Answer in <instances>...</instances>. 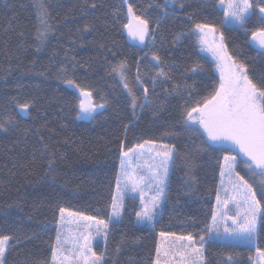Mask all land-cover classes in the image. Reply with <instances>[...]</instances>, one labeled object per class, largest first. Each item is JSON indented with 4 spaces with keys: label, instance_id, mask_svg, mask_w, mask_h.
Instances as JSON below:
<instances>
[{
    "label": "trees",
    "instance_id": "1",
    "mask_svg": "<svg viewBox=\"0 0 264 264\" xmlns=\"http://www.w3.org/2000/svg\"><path fill=\"white\" fill-rule=\"evenodd\" d=\"M92 2L95 8L87 6ZM129 3L150 19L151 27L159 21L155 39L147 38L143 47L130 44L124 35L127 19L121 0H0V121H13L7 131L0 130V236L12 237L10 244L16 245L6 253L7 264L50 261L59 207L108 219L125 126L126 146L151 140L174 145L178 155L155 228L135 225L139 203L126 199L121 222L110 224L107 245L96 249L105 255V264H151L160 231L198 238L211 223L219 154L199 150V138L184 130L181 114L201 101L219 77L199 51L187 17L214 25L223 34L228 55L244 64L258 83L264 80V51L251 45L250 34L259 21L253 15L243 28L225 25L219 0H184L183 9L168 5L166 16L156 7L164 0ZM41 4L56 28L37 52L33 37ZM113 11L119 12L118 23ZM153 52L161 58L159 65L151 60ZM121 62L126 63L128 88L113 71ZM196 64L204 71L191 72ZM61 67L67 71L60 73ZM160 68L169 79H157L153 87ZM68 78L90 91L94 102L105 103L92 120H77L78 97L65 85ZM144 87L151 103L144 104ZM129 90L137 97L135 115ZM23 103L30 104L26 115L19 112ZM50 160L55 161L54 173L48 170ZM238 170L259 192L260 178L246 174L243 165ZM206 241L204 264H249L254 255L245 246ZM256 247L264 250V228Z\"/></svg>",
    "mask_w": 264,
    "mask_h": 264
},
{
    "label": "snow or ice",
    "instance_id": "2",
    "mask_svg": "<svg viewBox=\"0 0 264 264\" xmlns=\"http://www.w3.org/2000/svg\"><path fill=\"white\" fill-rule=\"evenodd\" d=\"M87 4V0H86ZM121 4L127 6L128 22L122 27L127 30L128 36L140 44H145L146 38L155 39V30L159 27V21L155 28L151 27L150 19L145 15H139L134 11L129 0H121ZM224 7L225 23L237 25L243 28L247 22L256 15L260 27L250 34L251 41L260 49H264V0H219ZM168 5L184 8V0H164L163 4H157L164 15L168 14ZM95 8L92 2L87 5ZM149 8L153 7L149 3ZM115 22H119V12L111 13ZM187 19L192 21V32L196 35L201 45L207 43V36L215 37L218 29L205 22H195L192 16ZM56 26L51 22L50 13L41 4L38 15V25L33 39L35 48L39 52L41 45L45 44L50 35L54 34ZM85 25L84 31H89ZM23 36V33H20ZM217 50L214 51L216 70L219 71V81L213 82L211 91L197 101L195 106L184 108L182 112V125L186 132L199 138V150L218 153L215 156L219 165L222 190L231 193L221 200L220 191L217 189V208L211 215V224L202 230L203 234L198 239L192 233L177 235L174 232L160 231V242L155 247V259L151 264H200L203 259L204 244L209 239L219 238L225 243L241 244L250 250L256 248V264H264V250L256 247L259 229L264 228V80L255 82L248 73L247 67L228 55L223 44V34L220 33ZM203 50V49H202ZM147 55V53H145ZM74 59V57L72 58ZM151 60L157 65L161 58L155 52ZM138 71H139V61ZM126 63L121 62L113 68L121 77L124 87L128 88L124 74ZM65 73L67 69L61 67L58 70ZM191 72H203V66L196 64L191 67ZM140 81L139 75L136 77ZM157 79L168 80V72L160 68L153 78V87ZM65 83L76 88L81 96L88 97V103L80 101L77 119H93L97 109H103L105 103H96L92 100V93L84 91L74 80L68 78ZM179 85H174L176 90ZM144 104L151 103L148 99V89L144 87ZM133 115L137 105V97L129 90ZM144 104L139 107L143 108ZM29 103L19 105L22 113L27 114ZM11 118L0 121V130L7 131L12 124ZM125 139L118 144L119 171L116 174V195L112 197L111 214L108 219H101L79 212L69 211L64 207L58 208L55 242L51 245L50 261L42 264H105V255H97L93 250V241L101 238L105 244L108 242L109 226L113 220L119 222L122 218L124 201L126 196L133 200L138 198L139 210L135 211L137 224L154 229L157 217L161 215L158 209L167 197L166 185L170 168L174 166L178 153L174 145L156 143L144 140L135 146H126ZM47 147V146H45ZM54 160L49 161V172L54 173ZM188 161L186 160V164ZM243 165L247 173L252 177H259V192L253 183L241 175L238 167ZM225 177L227 186H224ZM235 207V212L228 209V205ZM71 217L73 220H68ZM230 221V223H229ZM75 223L76 228L67 229L66 224ZM12 237L0 236V264H7L6 253L10 247ZM120 251L119 248L116 249ZM251 259V258H250ZM232 260L231 256L227 257Z\"/></svg>",
    "mask_w": 264,
    "mask_h": 264
},
{
    "label": "rangeland",
    "instance_id": "3",
    "mask_svg": "<svg viewBox=\"0 0 264 264\" xmlns=\"http://www.w3.org/2000/svg\"><path fill=\"white\" fill-rule=\"evenodd\" d=\"M218 7H219V8L223 11V13H224V7H225V6H222V5H220V4L218 3ZM125 9H126V19H127V22H128V17H127V6H126V5H125ZM224 20H225V16H224ZM127 22H126V23H127ZM225 25H227V26H233V27H240V26H237V25H230V24H227V23H225ZM124 35H125L127 41H128L130 44H133V45H136V46H139V47H143V46L145 45V44H143V45L140 44L139 41L132 40V39L128 36V33H127V30H126V29H124ZM219 35H220V32H218V31H217L215 37H213L212 34H209V35L207 36V43L204 44V45H201V44L198 42V40H197V45H198L199 51H200L202 54L206 55V56L212 61V63H213L214 66H215V69H216V60L214 59V51L217 50L219 43H221V41L219 40ZM146 41H147V38H146ZM146 41H145V43H146ZM250 43H251V45H252L255 49H257V50H259V51H264V49H260L257 45H255V43H254L253 41H251V38H250ZM223 44H224V41H223ZM202 49H203V50H202ZM154 62H155V61H154ZM216 72H217L218 77H219V75H220L219 71L216 70ZM65 85H66L69 89L73 90V91L76 93V95H77V97H78V105H79L80 101H83L85 104L88 103V97L81 96V95H80V92H79L76 88L69 87L67 84H65ZM84 91H86V90H84ZM92 100H93V97H92ZM93 101H94V100H93ZM103 109H104V108H103ZM103 109H97V111L94 113V115H95L96 113L100 112V111L103 110ZM19 112H20L22 115H26L25 113H22V112L20 111V109H19ZM78 112H79V107H78ZM78 112H77V113H78ZM77 120H78V121H90V120H92V119H77ZM170 169H171V168H170ZM168 179H169V178H168ZM167 183H168V182H167ZM224 186H227V178H226V177H225V180H224ZM166 189H167V185H166ZM218 189H221V191H220L221 200H223L226 196H229V195L231 194L230 192H229V193H225V192L222 190V186H221V178L219 179V186H218ZM114 195H116V189H115V193H114ZM126 199H132V198H131V196L129 195V196H126V197H125V201H126ZM136 200H137L138 203H139L138 198H137ZM125 201H124V207H125ZM139 207H140V205H139ZM162 207H163V204L161 205V208L158 209L159 212H161ZM216 208H217V203H216V198H215L214 210H215ZM229 209H230L232 212H235V210H236L235 207H234V205H232V204H229V205H228V209H223V210H224V211H228ZM138 210H139V209H138ZM111 211H112V209H111ZM110 214H111V212H110ZM158 217H159V216H158ZM158 217H157V219H158ZM67 219L70 220V221L73 220V218H71V217H68ZM121 219H122V218H121ZM119 222H121V220H120ZM119 222L113 220L111 224H113V223L115 224V223H119ZM211 222H212V221H211ZM229 223H230V221H229ZM210 224H211V223H210ZM135 225H137V226H141V227H146V226H144V225L137 224V222H136V218H135ZM109 227H110V226H109ZM65 228H66V230H67V229H73V230H74V229L76 228V224H75V223H69V224H66V225H65ZM146 228H148V227H146ZM197 239H198V238H197ZM206 239H208V240H215V241L224 242L223 240H221V239H219V238L209 239L208 237H206ZM159 242H160V237H159V235H158V243H159ZM104 245H105V244H104L103 240H102L101 238L97 237L96 240L93 241V250L96 252V249H98L99 247L103 248ZM236 245H241V244H236ZM241 246H243V245H241ZM252 249L254 250V255L251 257V259H249V264H256V260H257V257H256V248L253 247ZM96 253H97V252H96ZM97 255H99V254H97ZM200 264H204V258L201 260Z\"/></svg>",
    "mask_w": 264,
    "mask_h": 264
}]
</instances>
